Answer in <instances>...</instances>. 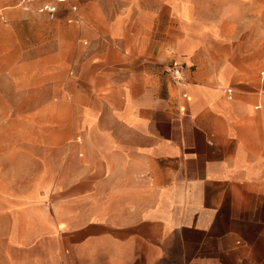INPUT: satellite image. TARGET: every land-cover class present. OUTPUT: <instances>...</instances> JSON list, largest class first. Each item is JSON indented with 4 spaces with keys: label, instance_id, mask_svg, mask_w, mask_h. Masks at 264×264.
<instances>
[{
    "label": "crops",
    "instance_id": "0c3cea01",
    "mask_svg": "<svg viewBox=\"0 0 264 264\" xmlns=\"http://www.w3.org/2000/svg\"><path fill=\"white\" fill-rule=\"evenodd\" d=\"M84 1L111 43L80 61L71 107L54 90L39 108L70 142L12 133L57 69L12 13L31 34L0 58V264H264V0Z\"/></svg>",
    "mask_w": 264,
    "mask_h": 264
},
{
    "label": "rangeland",
    "instance_id": "374dc122",
    "mask_svg": "<svg viewBox=\"0 0 264 264\" xmlns=\"http://www.w3.org/2000/svg\"><path fill=\"white\" fill-rule=\"evenodd\" d=\"M71 2L78 5V14L82 19L79 23L67 22L69 18L67 16H70V13H68L69 7L66 5L61 7L63 11L59 12L57 16L51 17L53 14L41 12L39 14L33 7H30L29 10H24L20 4L21 0H0V58L16 54L15 49L17 48L14 47L16 44V34L21 36L24 40L27 34H31L30 32L27 33L26 29L20 32L16 30L12 31L11 24L14 21L12 13L23 10L30 12L33 18L34 45L30 50L31 54L36 58L39 56H50V66L57 68L51 69L48 81H45L44 84L36 85L32 91L34 101L29 108H35L33 131L32 129L28 130L26 126H20L17 129H13L12 133H16L20 136L32 135L35 137L64 135L68 142L74 141L75 137L78 136V134L71 133L70 131L64 133L63 130L62 132L64 134L56 133L58 131L53 129L50 132L48 129L49 126L59 124L57 121L54 122V124L44 121L48 112H42L43 110L39 108L42 106L43 101L51 96L54 90L56 93L60 91L63 92L64 98L62 102L65 103L67 107H71L74 103V94L78 88L79 79L77 68L80 61L88 57L91 52L95 50L92 48L94 43H111V41L101 34L99 27L106 25V16L100 14L96 15V10L88 6L86 3L87 1L71 0ZM110 2L111 0H103L104 12L111 7V5H109ZM107 18H109V16ZM96 50H100V48ZM26 51L27 49L23 48L18 51V54H26ZM1 61L0 59V84L3 89H7L6 87L8 86L4 77L7 72L3 70L6 65L1 63ZM59 66L61 68H59ZM22 112L26 111H21L20 114ZM56 116H59V113ZM60 116H62V113ZM5 129L6 134L11 133L9 126L5 127ZM19 146L21 147L22 145ZM37 146L43 147L45 145L40 144ZM46 153H52V150H47ZM19 163L21 164L19 165V169L26 168V160H21ZM35 165L36 167L38 166L37 161Z\"/></svg>",
    "mask_w": 264,
    "mask_h": 264
},
{
    "label": "built area",
    "instance_id": "2783aa9c",
    "mask_svg": "<svg viewBox=\"0 0 264 264\" xmlns=\"http://www.w3.org/2000/svg\"><path fill=\"white\" fill-rule=\"evenodd\" d=\"M37 0H21V5L24 10H29L32 4H34ZM68 6L71 12L77 11V6L71 2V0H46L42 5L41 8L38 9L40 12H45L48 14H55L57 13L62 6ZM73 21V19H69L68 22ZM168 72L170 73L173 81L175 84L179 86L184 85V76H183V67L178 65H172L169 67ZM183 98H186V94H182Z\"/></svg>",
    "mask_w": 264,
    "mask_h": 264
}]
</instances>
